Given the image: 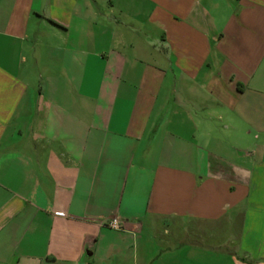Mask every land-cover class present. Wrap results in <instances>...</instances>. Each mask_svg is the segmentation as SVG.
<instances>
[{"label": "crops", "instance_id": "1", "mask_svg": "<svg viewBox=\"0 0 264 264\" xmlns=\"http://www.w3.org/2000/svg\"><path fill=\"white\" fill-rule=\"evenodd\" d=\"M0 264H264V0H0Z\"/></svg>", "mask_w": 264, "mask_h": 264}, {"label": "built area", "instance_id": "2", "mask_svg": "<svg viewBox=\"0 0 264 264\" xmlns=\"http://www.w3.org/2000/svg\"><path fill=\"white\" fill-rule=\"evenodd\" d=\"M108 227L116 230L120 229L119 222L115 219L109 222Z\"/></svg>", "mask_w": 264, "mask_h": 264}]
</instances>
